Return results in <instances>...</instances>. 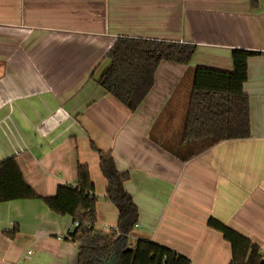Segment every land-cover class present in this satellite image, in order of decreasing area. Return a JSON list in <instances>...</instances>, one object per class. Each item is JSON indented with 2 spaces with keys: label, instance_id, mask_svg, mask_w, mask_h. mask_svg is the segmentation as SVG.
<instances>
[{
  "label": "crops",
  "instance_id": "1",
  "mask_svg": "<svg viewBox=\"0 0 264 264\" xmlns=\"http://www.w3.org/2000/svg\"><path fill=\"white\" fill-rule=\"evenodd\" d=\"M118 38L196 51L188 66L161 63L153 89L131 113L98 85ZM237 49L258 53L244 85L251 137L182 161L172 151L182 145L194 71L232 72ZM91 143L130 176L125 189L139 210L132 245L147 240L192 264H230V244L208 226L215 218L264 257V0L257 8L250 0H0V162L16 158L44 198L74 186L78 165L88 166L96 230L109 234L119 215ZM75 230L72 217L41 201L0 203V264H78Z\"/></svg>",
  "mask_w": 264,
  "mask_h": 264
},
{
  "label": "trees",
  "instance_id": "2",
  "mask_svg": "<svg viewBox=\"0 0 264 264\" xmlns=\"http://www.w3.org/2000/svg\"><path fill=\"white\" fill-rule=\"evenodd\" d=\"M253 8L258 0H250ZM196 46L169 41L118 38L108 51V65L98 85L117 102L135 113L153 89L156 72L163 62L188 66ZM258 53L237 49L232 53L234 70L224 72L196 68L188 100L182 145L173 155L188 161L218 143L251 137L250 102L244 92L248 80V60ZM99 157V168L107 183L106 199L118 211L117 233L96 230L97 195L90 169L78 165L76 184L62 185L54 197L44 198L23 177L16 158L0 162V203L41 201L58 216H70L79 227L71 239L79 245L78 264H192L185 256L152 241L131 234L139 220V210L126 191L128 173L118 171L113 156L91 143ZM191 149L182 158L184 150ZM208 226L219 232L232 250L230 264H261L264 257L258 245L215 218ZM19 229L6 233L14 238Z\"/></svg>",
  "mask_w": 264,
  "mask_h": 264
},
{
  "label": "built area",
  "instance_id": "3",
  "mask_svg": "<svg viewBox=\"0 0 264 264\" xmlns=\"http://www.w3.org/2000/svg\"><path fill=\"white\" fill-rule=\"evenodd\" d=\"M74 225H75L76 228L79 227V222H77V221L74 222ZM136 227H137V225H136ZM107 229L109 230L110 233H117L118 234L117 226H115V227H108Z\"/></svg>",
  "mask_w": 264,
  "mask_h": 264
},
{
  "label": "water",
  "instance_id": "4",
  "mask_svg": "<svg viewBox=\"0 0 264 264\" xmlns=\"http://www.w3.org/2000/svg\"><path fill=\"white\" fill-rule=\"evenodd\" d=\"M261 264H264V261H262V263Z\"/></svg>",
  "mask_w": 264,
  "mask_h": 264
}]
</instances>
